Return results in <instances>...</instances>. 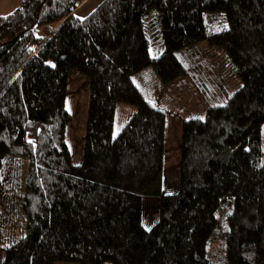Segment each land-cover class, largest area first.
I'll return each instance as SVG.
<instances>
[{
    "label": "trees",
    "instance_id": "1",
    "mask_svg": "<svg viewBox=\"0 0 264 264\" xmlns=\"http://www.w3.org/2000/svg\"><path fill=\"white\" fill-rule=\"evenodd\" d=\"M83 1L0 16V264H264V0H101L78 19ZM201 43L231 65V94ZM73 70L89 81L77 165ZM183 76L216 104L181 121L177 189L163 194L168 92ZM117 103L135 111L113 137Z\"/></svg>",
    "mask_w": 264,
    "mask_h": 264
},
{
    "label": "rangeland",
    "instance_id": "2",
    "mask_svg": "<svg viewBox=\"0 0 264 264\" xmlns=\"http://www.w3.org/2000/svg\"><path fill=\"white\" fill-rule=\"evenodd\" d=\"M20 1L22 0H0V16L11 12ZM96 1L91 0L89 6H93ZM79 13L81 14L82 12H77L74 16H79ZM42 34H45V30L42 31ZM197 47L201 56L217 67V73L227 86V92L229 94L234 92L239 87L240 82L235 78L232 67L224 57L222 50L216 47H206L203 43ZM175 56L178 58L179 54L176 53ZM185 58H189V56ZM183 78L184 76L172 83L168 92L169 97H171L169 112H171L173 117L165 119L161 172V193L163 194H172L177 189V142L181 121L189 118L201 119L204 116L206 108L216 104L213 98L206 100L207 95L203 97L195 94L193 86L188 85V82L184 81ZM88 92V79L77 70L71 71L67 76L65 84L64 109L69 114L70 121L65 127L64 140L73 165H77L80 162ZM134 111L135 108L133 106L123 103L116 104L111 128V135L113 137L124 126ZM140 210L141 223L147 229L156 220V200L153 198L142 199ZM1 258L2 253L0 251Z\"/></svg>",
    "mask_w": 264,
    "mask_h": 264
},
{
    "label": "crops",
    "instance_id": "3",
    "mask_svg": "<svg viewBox=\"0 0 264 264\" xmlns=\"http://www.w3.org/2000/svg\"><path fill=\"white\" fill-rule=\"evenodd\" d=\"M101 0H97L93 6H89L91 0H84L73 12V16L77 13V12H82L81 14L79 13V16H75L76 18L80 19L83 18L84 16H86L87 14H89L100 2Z\"/></svg>",
    "mask_w": 264,
    "mask_h": 264
}]
</instances>
